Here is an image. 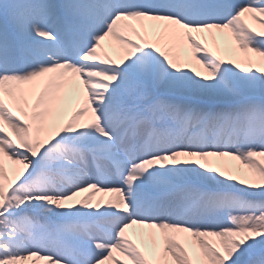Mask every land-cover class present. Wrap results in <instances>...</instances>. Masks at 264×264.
I'll return each mask as SVG.
<instances>
[{"label":"snow or ice","instance_id":"snow-or-ice-1","mask_svg":"<svg viewBox=\"0 0 264 264\" xmlns=\"http://www.w3.org/2000/svg\"><path fill=\"white\" fill-rule=\"evenodd\" d=\"M0 264H264V0H0Z\"/></svg>","mask_w":264,"mask_h":264}]
</instances>
